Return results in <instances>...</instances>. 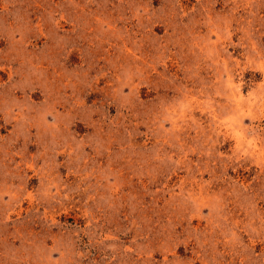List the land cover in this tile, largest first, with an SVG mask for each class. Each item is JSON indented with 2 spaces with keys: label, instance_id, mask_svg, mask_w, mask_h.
<instances>
[{
  "label": "rangeland",
  "instance_id": "1",
  "mask_svg": "<svg viewBox=\"0 0 264 264\" xmlns=\"http://www.w3.org/2000/svg\"><path fill=\"white\" fill-rule=\"evenodd\" d=\"M0 264H264V0H0Z\"/></svg>",
  "mask_w": 264,
  "mask_h": 264
}]
</instances>
